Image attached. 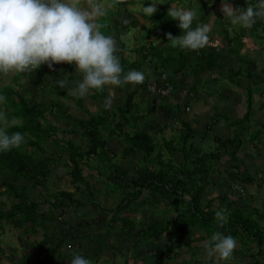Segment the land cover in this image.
<instances>
[{"label": "crops", "instance_id": "0c3cea01", "mask_svg": "<svg viewBox=\"0 0 264 264\" xmlns=\"http://www.w3.org/2000/svg\"><path fill=\"white\" fill-rule=\"evenodd\" d=\"M163 1L165 0H158L156 5L158 11ZM174 1L175 3L170 1L168 9L171 5L177 7L186 5H183L182 1L180 4L176 3L178 0ZM202 1L197 0L200 9L196 21H199V25L207 24L210 27L208 45L215 48L218 59L215 60L213 67L210 65L208 68V66L205 67L206 62L202 63V56L196 53L194 57L195 53H192L190 68L182 75L176 73L172 76L175 89L165 98H159L155 92L150 91L152 84V86L160 87L154 84L159 83L163 86V83L160 81L159 73L151 70V60L145 55L151 43L149 39L151 36L148 37L146 34L153 25L142 11L143 5L151 4L148 0H124L123 4H120L118 0H99V2L113 4L107 15L99 18L98 22L103 25L101 32L116 40L118 45L116 55L121 51V44H124L122 56L124 61L121 63L123 73L126 74L131 70L144 73L145 81L142 84L135 87L128 84L125 87L115 88L114 92L110 91L109 86H105L103 91L91 90L88 96L77 98L69 95L68 89H62L59 86V81L63 78L69 82V88L74 89L76 83L82 79V74L76 71L75 64H54L52 69L45 64L32 73L10 72L7 75L0 73V78L8 82L7 87L12 89V93H6L0 89V95L8 99L0 103V110L8 112L7 117L13 125H16L15 120L18 124L21 123V119L16 117L17 111L35 107L36 110L44 112L45 123L59 132L60 141L65 136V138L77 140L78 143L86 144L88 134L87 132L79 133L80 129L76 127V123L87 121L89 118H83L77 104L84 103L87 107L94 104L95 108H99L106 117L108 125L105 130L101 129L106 139L105 146L90 158L95 159L98 155L102 157V161L107 160L106 156L110 159L118 158L116 161H105L107 163L101 162L90 167H83L85 184L78 185L71 184L66 167L58 164L52 166L54 170H51V179L47 178L49 194L72 192L73 199L80 204L56 210L50 203H42L38 208L36 219L43 218L45 225L40 228L32 227V233L27 236L24 235L26 224L23 223L18 212L9 222L3 221L0 229V264H70L73 252H78L90 259L92 264H160L154 263L152 257L161 253L163 259H170L172 255L167 253L171 254L173 250H175L174 261L171 264H196L199 260H205V255L200 254L197 257L195 253H192V249L204 244V240L200 239L194 243L192 240L205 236L204 233L192 231L188 237L183 235L182 230L180 232L173 228L172 231H166L160 238L148 241H142L140 238L144 226L150 219L171 217L174 213L167 210L168 201L162 191L153 193L152 190L145 189L137 200L132 201L131 197H128L133 193L132 182L138 178V173L144 174L145 171L164 173L171 162L164 165L159 162L158 165H153L145 159L142 144L140 148L135 147L132 140H124L118 132L110 135L113 127L116 124L121 125L122 122L125 125L124 132L130 135L135 133V125L139 130L138 125H140L142 130L149 127L150 132L161 137L162 142L158 145L161 150L154 154L155 158L159 157L163 146L172 150L169 145H165V142H174L172 138L176 134H179V140L184 139L187 133L190 134L193 147L195 145L202 147L208 143L209 151L218 145V139L232 138L236 133L240 134L241 145L236 153L237 162L233 163L227 156L213 161L218 170L211 169L210 184L205 189L204 198L206 202L212 201L214 208L219 206L217 198L226 196L229 197V206L244 209L246 204H249L254 210H264V198L260 197L261 203L258 202L256 206L253 203L254 200H250L251 193L249 198L239 197L236 185L241 186L242 189L243 184L238 182L236 184L231 178V174L236 172L238 161L242 163L241 173L250 175L249 170L261 168L257 164L258 158L264 157V153L259 149L255 152L257 158L251 157L248 153L249 143L253 149L256 148V145L252 143L259 137L253 142L252 137L264 125V99L260 97L264 92L258 95L260 90L258 86H264V46L258 47V42L254 40L264 37V32L260 34L258 32L259 28H264V18L258 19L252 29L233 27L229 19L220 11L221 0L218 5H211L212 9L208 8L206 11L202 9ZM83 2L87 6V0ZM247 2L251 0H231L236 7L245 6ZM195 6L196 0L186 5L188 8ZM213 9L219 10L218 17L210 15ZM124 19H127L129 23H124ZM231 29L232 32H230ZM234 31L240 33L235 34ZM130 33L132 36H129ZM152 35L157 38L161 36V32ZM131 39L134 43L132 47H127L126 42ZM163 40L164 38L161 39ZM159 52L156 54L159 55ZM131 53L136 54L144 63L134 61L132 66L128 65L127 60ZM249 93L252 95L250 96ZM130 96L133 107L128 112L129 116L125 118L122 113L126 109V102ZM4 104L5 108H3ZM56 104L57 107H54ZM52 105V112L47 111ZM75 129L78 130V135L71 134V131ZM15 131L20 132L21 129ZM163 131L166 134L162 136ZM21 132L28 141L20 149L11 150L14 151L13 155L26 152L37 154L39 159H43L46 155L56 156L57 151L63 146L61 142L55 144L53 141L49 142L50 140L44 144V136L29 134L25 130ZM58 137L53 138L57 141ZM181 145H177L175 153V164L178 167L184 164ZM45 150H49V153ZM160 156L163 157V153ZM157 162L156 159L154 163L157 164ZM166 165L168 166L165 167ZM260 165L264 168V161ZM177 166L173 169L175 173H179ZM52 182L57 188L56 186L54 188ZM258 182L261 184L260 190L264 189V180L259 179ZM8 184H13L17 192L27 191L32 195L36 192L35 187L28 180L14 179L0 166V205L2 207L0 213L6 212L12 204L19 203L6 193L5 187ZM104 187L111 190L102 196H97L101 194ZM253 187H255L253 184L248 185L249 191H253ZM94 188H96L95 196L89 191ZM117 191L119 193L115 194ZM125 197L129 198L127 201H130V204L119 212L117 207L122 204ZM230 197L236 201H230ZM32 199L29 202H40L36 197ZM215 202H218L217 205ZM258 206L260 207L257 208ZM48 211L52 214L49 215ZM123 220L129 221L130 224L126 226ZM133 229H135L134 232L130 234ZM246 248L244 247L243 252L248 254L237 256L236 263L247 264L251 260L249 257L252 256L253 248L256 250V260L260 262L261 255L257 256L259 249L256 243L252 241Z\"/></svg>", "mask_w": 264, "mask_h": 264}, {"label": "trees", "instance_id": "16d2710c", "mask_svg": "<svg viewBox=\"0 0 264 264\" xmlns=\"http://www.w3.org/2000/svg\"><path fill=\"white\" fill-rule=\"evenodd\" d=\"M166 1L168 0L162 2V6L159 9L158 13L152 16L154 18V23L153 20L150 19L153 25L149 28V31L146 34L148 35V37H150L152 34L161 32V37L164 38V40L162 41V43H160V45L156 47L150 45L149 48H147V52L145 55L149 58V60H151V70L153 72L159 73V76L164 73L170 78L165 80L161 79V83L169 82L172 85L174 91V80L171 78L176 73H178L179 75L184 74L185 71L190 68L192 62V53H195L194 57H196V53L202 56V63L206 62L205 67L208 66V68L210 65V67H213L214 62H216L215 60L218 59V55L214 50L215 48L209 46L208 44L203 49L197 51L181 50L179 47L174 48L171 46V42L167 41L166 34L171 33L175 37L178 35H183L184 33L181 32L178 27L179 21L172 20L167 16V9L170 1L164 3ZM181 1L182 0H178L176 3L180 4ZM219 1L220 0H203V11L208 10V8L212 9V7L210 6L218 5ZM173 2L175 3L174 0ZM187 2L189 1L187 0ZM191 2L192 0L190 1V3ZM208 2L211 4L208 5ZM256 2L257 0H251L250 3L254 5ZM237 7L245 8L247 7V5H238ZM148 18L151 17L148 16ZM198 22L199 21L195 20L193 22L192 28H195L199 24ZM239 33L240 32L237 31L235 32V34ZM121 47L122 48L118 56L120 63H123V48H125L123 43L121 44ZM158 52L159 55L156 54ZM170 68L172 69L170 70ZM154 85L161 86L159 83L158 85ZM6 89L9 91V93H12V89ZM249 95L251 96L252 94L249 93ZM159 98L165 97L159 96ZM131 99V96L127 99L126 109L124 110L122 115L127 114L129 116L128 112L133 107L131 104ZM54 107H57V104ZM51 108H53V105L50 106L47 111L49 110V112H52ZM43 113V111L36 110L35 107H29L19 111V116H17V118L21 119V123L19 125H14L13 127H11L9 129V133L14 132L16 129H21V131L25 130L29 134H38L39 136H44L46 138H53L54 136L58 137L59 132L45 123ZM99 120L100 121H97L94 118H89L87 121H80L79 123H76V127H78L80 130L78 131L75 129L71 131L72 135H76L77 131L79 133L87 132L88 134V137H86L85 140L86 144L82 142L78 143L77 141V145H72L73 151L70 154L67 152L68 156H70L69 164L71 165V169L67 172V174L70 177V182L72 185L85 184L84 181L86 179L82 172L84 161L82 162V160L88 159L91 155L97 154V152L105 146V141H103V137L100 135L99 131H101V129L105 125H108V121L105 118H100ZM185 127L188 128L187 125ZM262 127H264V125ZM124 128V122H122L121 125L116 124V126L113 127V131L110 132V135L118 132L119 136L123 137L124 140H132L135 147L140 148L142 144V147H144L142 151L145 153L144 157L149 158L154 153V149L147 145V143L151 141L148 137H146V130H149L150 128L145 127V129L139 130L135 125V133H131V135L127 132H124ZM256 138L257 136L254 135L252 137V142ZM27 141L28 139H26V142ZM60 142L63 143V145H71L70 141H60L58 137L57 144ZM187 143V137L179 140L178 142L176 141L165 143L166 145H169L171 147V149L173 150V154L176 152L177 145L182 144L181 153L184 164L181 167L177 168L179 170V173L173 172L172 169L170 167H167L168 165H166L165 167H167V170H165L164 173L162 171H145L144 174L138 173V178L134 182H132L131 188L133 190V193L128 196L129 198L131 197L132 201L137 200V198L140 197L142 191L145 189L152 190L153 193L162 191L164 192L168 201L166 203L167 210H170V212L172 211L174 213V215L171 217L166 216L165 218L161 217L150 219L149 222L144 226V230L142 231L140 238L144 241L160 238L166 231L171 230V225L174 226V228L177 230H179L178 228H181V230L187 228H198L201 231H208V227H214L217 229V231H222L225 235H232L234 238L237 233H239L238 230L240 228L244 233H246L247 238L255 242L258 246L259 251L257 252V256L261 255L260 262L256 260L255 255H252L251 257H249L251 258V260L248 261L247 264H264V258L262 257L264 253L262 249L264 248V239L261 235H259L261 231L258 230V223L255 222L252 217H244V209L229 206V197L220 196L219 198H217V200L219 201V206L217 208H214V204L212 201L206 202L204 198L205 189L207 185L210 184L209 176L211 171V164L209 163H212L214 160H219L222 156H227L232 160L233 163H236V153L241 145L240 134L236 133L232 138L230 137L227 139H218V145L213 149V151L209 153H203L202 150H200L196 146L193 147V145L187 148L185 146V144ZM13 152L14 151H9L8 153L3 154L0 153V166L4 171L10 173L14 179L23 178L28 180V182L31 183L33 187H35L34 190L36 191L38 190V188H44L46 186L47 178H49L52 170L51 167L59 163L61 158L55 156H45L43 159H39V156L37 154H27L25 152L16 153L15 155H13ZM80 163L83 166L82 168L80 166ZM240 169L241 166H237L235 168L236 172L231 174V178L235 181L236 184L237 182L243 184V190L241 191L243 192L245 189L244 184H246L247 188L248 185H252L254 183V179L245 172L241 173L242 171ZM242 176H244L245 178L242 179ZM260 180L264 179L261 178ZM260 186L261 184H259L258 182V185L256 186L259 188L258 190H260ZM5 188L6 193L10 195L14 199V201L19 203L12 204L6 212L0 213V229L2 222H9L12 218L15 217L16 212H18L17 214L20 213V215L23 216L26 226L28 225L31 228L35 226L36 228L44 227V219H36V217L38 216L37 205H40L41 202H31L30 204L25 202L22 203V199L19 195L24 194L23 191L17 194V190L13 186V184H8V186H6ZM255 192L258 194V196H260V192L261 195H264V189H261L260 192ZM50 196L52 197V201L50 202V204L52 205V208L56 210L62 209V207L70 208L71 206L73 207L80 204L78 201L73 199L74 194L72 192L62 191L50 194ZM128 197H125L122 204L117 207L119 212L125 209V207L130 204V201H127L129 200ZM219 210L226 211L227 215V221L222 228L218 227L215 218V213ZM229 211L231 212L229 213ZM123 223L126 226L130 224V222L127 220H123ZM178 224L180 225V227L178 226ZM255 228L256 231L254 230ZM134 230L135 229L131 230L130 234H132ZM207 236L208 234L203 237L201 236L200 238H195L192 240V243L197 242L200 239H207ZM49 256H51V254H49ZM201 261L204 260H200L196 264H203V262Z\"/></svg>", "mask_w": 264, "mask_h": 264}, {"label": "clouds", "instance_id": "9594fccd", "mask_svg": "<svg viewBox=\"0 0 264 264\" xmlns=\"http://www.w3.org/2000/svg\"><path fill=\"white\" fill-rule=\"evenodd\" d=\"M118 2L123 4L124 0ZM157 4L143 5V13L152 17L158 11ZM112 7V3L99 0H87V6L83 0H0V73H32L45 64L49 69L54 64H75L82 79L74 89L69 88V82L63 78L59 86L77 98L88 96L91 90L103 91L105 86L114 92L115 88L128 84L135 87L144 83L142 72L123 73L116 55V40L100 30L103 25L98 22L99 18L106 16ZM199 9L197 0L192 8L171 5L168 9L167 16L178 20V27L184 33L175 37L166 34L172 47L197 51L208 44L210 27L198 24L192 28ZM220 11L233 27L252 29L258 19L264 18V0H258L255 5L247 2L245 8L234 7L231 0H221ZM124 23L129 22L124 19ZM5 101L6 96L0 95V103ZM13 126L6 112L0 110V152L20 149L26 143L21 132L9 133ZM215 218L221 228L227 221L224 210L217 211ZM203 247L205 264L208 261L222 264L235 258L237 240L232 235L216 231L204 241ZM72 257L70 264H92L78 252H73Z\"/></svg>", "mask_w": 264, "mask_h": 264}, {"label": "rangeland", "instance_id": "374dc122", "mask_svg": "<svg viewBox=\"0 0 264 264\" xmlns=\"http://www.w3.org/2000/svg\"><path fill=\"white\" fill-rule=\"evenodd\" d=\"M168 1H173V0H168ZM168 1H166V2H164V3H167ZM189 2H187V0H182V3H183V5H189L190 4V1L191 0H188ZM148 2H150V3H157L158 2V0H148ZM209 3V2H208ZM211 3H209L208 5H210ZM185 5V6H186ZM234 7H236V6H234ZM138 10V9H137ZM211 16H219V10L218 9H213V11L211 12V14H210ZM148 19H151V20H153L154 18L153 17H151V18H148ZM219 18H217V20H218ZM261 19H263V18H261ZM217 20H215V22L217 21ZM221 21V20H220ZM153 23H154V20H153ZM233 29V28H232ZM232 29L230 30V32H232ZM262 29H264V28H259V30H258V32H259V34L261 33V32H264ZM234 32H236V31H234ZM129 36H132V34L130 33L129 34ZM261 36V35H260ZM252 37V36H251ZM254 38H256L257 36H253ZM131 38V37H130ZM151 43H150V45H153V46H158V45H160V43H162V41H161V39H163L161 36H159V37H157V38H155L153 35H151ZM255 41H257L258 42V47H263L264 46V37L263 36H261V38L260 39H254ZM139 41H141L140 39H139ZM237 41V39L236 40H234V43ZM254 41V42H255ZM132 43H134L133 42V39H131L130 41H127L126 42V46L127 47H132ZM168 50V49H167ZM128 62H127V64L128 65H130V66H132L133 65V62L134 61H139V62H142V63H144L142 60H140V59H138V56L136 55V54H134V53H131L129 56H128V60H127ZM139 64V63H138ZM166 77V76H165ZM11 80V79H10ZM6 83H8V82H6V81H4V79L3 78H0V89H1V91H4V92H6V93H9V91L6 89V88H8L7 87V85H6ZM258 88L260 89L259 90V92H258V95H261V94H259V93H262V92H264V86H258ZM261 91V92H260ZM262 99H264V96L263 95H261L260 96ZM260 98V99H261ZM261 99V100H262ZM6 100L8 101V99L6 98ZM79 107H78V109L81 111V114L84 116L83 118H93V117H95L94 119H96L97 121H100L99 119L100 118H105L106 119V117L102 114V112H100V110H99V108H95V106H94V104H92L91 106H89V107H87L84 103L83 104H77ZM10 106V105H9ZM3 108H5V104H4V106H3ZM11 108V107H10ZM122 112H123V109H122ZM6 113H8V112H6ZM17 116H19V111L16 113V117ZM123 117H125V118H127V114H124V115H122ZM15 123H16V125H19L18 124V121L17 120H15ZM138 127L140 128V130H142V127L140 126V125H138ZM103 130H105L106 129V125L102 128ZM146 132H147V136L146 137H148L149 138V140L152 142H148L147 143V145L148 146H150V147H152V149H154V153L149 157L150 158V160H149V158H145L148 162H150V163H152L153 165H158L159 164V162H161L163 165L164 164H169V162H171V164L169 165V167L172 169V171H173V169H175L176 168V166H177V164H175V153L173 154L172 152H173V150H170L167 146H163V149H162V152H160V154H159V157H157V158H155V155L154 154H157V152H159L160 150H161V148L158 146L161 142H162V139H161V137L158 135V134H154L153 132H150L148 129L146 130ZM99 133H100V135L103 137L102 139H103V141H106V139H105V136L103 135V132L102 131H99ZM141 133H143V132H141ZM166 134V132L165 131H163L162 133H161V135L163 136V135H165ZM142 135V134H141ZM255 136H257V137H259V139L258 140H256L254 143H252V144H254V145H256V148L255 149H253V147H252V145L249 143V149L248 150H250V151H248V153L250 154V156L251 157H253V158H255L257 155H256V150L257 149H259L262 153H264V127H260L259 128V130L255 133ZM185 137H187V139H188V143L187 144H185V146L187 147V148H189V146L190 145H192V143H191V141H192V139L190 138V134H186L185 135ZM173 140H174V142L175 141H179V139H180V136H179V134H176L175 136H174V138H172ZM50 140V141H49ZM74 140V141H73ZM46 141H49V142H51V141H53L55 144L57 143V141H55L54 140V138H52V139H45V137H44V139H43V143L45 144V142ZM63 141L64 142H68V141H70V143H71V145L70 144H64L63 146H62V148L60 149V150H58L57 151V153H56V156L55 157H61L60 158V162L59 163H57L59 166H62V167H66V169H67V171H69L70 169H71V165L69 164V162H70V156H68V154H67V152L70 154L72 151H73V146L72 145H77L76 143H77V140H75V139H68V138H65V136H63ZM76 141V142H75ZM128 141H130V140H128ZM127 143V142H126ZM166 143V142H165ZM166 145V144H165ZM72 146V147H71ZM196 146V145H195ZM196 147H198V146H196ZM208 147V143L207 144H205L204 146H202V147H198L200 150H202V152L204 153V152H206V153H209V152H211V151H209V149L207 148ZM211 150V149H210ZM47 153H49V150H45ZM209 151V152H208ZM213 151V150H212ZM59 153H61V154H59ZM161 153H163V157H161L160 155H161ZM202 153V154H203ZM46 156H48V155H46ZM117 156V155H116ZM106 158H107V160H105V161H107V162H112V161H116V160H118V158H114V159H110L109 158V156H106ZM257 158V157H256ZM158 160V162H157V164H155L154 163V161L155 160ZM258 166H260L261 168H259V169H254V170H252V171H248L249 173H251L250 174V176L254 179V183H253V185L256 187L257 185H258V180L259 179H261V178H263L264 179V168H262V166L260 165V164H262L263 163V161H264V157H262V156H260L259 158H258ZM263 160V161H262ZM84 161V163H83V165H84V167H87V166H93V165H97V164H100L101 162H103V163H107V162H105V161H102V157L100 156V155H98L95 159H92V158H88V159H83L82 160V162ZM209 164H211L212 165V167H211V169H213L214 171H217L218 170V167H217V165H215V162H210ZM80 166H81V168L83 167L82 165H81V163H80ZM237 166H242V163H240V161H238V163H237ZM178 167V166H177ZM52 170H54V167L52 168ZM253 172V173H252ZM259 177V178H258ZM243 178H245L244 176H242V179ZM49 179H51L50 178V176H49ZM48 180V179H47ZM53 183V182H52ZM48 182H47V184H46V186L44 187V188H38V190L35 192V195H32L30 192H28L27 193V191L24 193V194H21V195H19L20 197H21V199H22V203L23 202H25V203H28V204H30L31 202H29V201H32L33 199V197H36L37 198V200H39L41 203H40V205L38 204L37 206H38V208L39 207H41V205H42V203H44V202H46V203H50L51 201H52V197L50 196V194H49V191H48ZM53 186H54V188H55V184L53 183ZM234 186V185H233ZM232 186V187H233ZM30 187H32V186H30ZM236 187H237V191L239 192L238 193V196L239 197H242V198H244V199H246L245 197H247V198H249V193H251V199L250 200H254L253 201V203L257 206V203L260 201V197H261V199L262 198H264V195H261V192H260V190H258L259 188H255V187H253L254 189H253V191H249V188H248V186H247V188H246V184H244V187H245V189H244V191L243 192H241L243 189H241V186H239V185H236ZM56 188H57V186H56ZM111 189H108L107 187H104V190L101 192V194H98L97 196H102V195H104V194H106L107 193V191H110ZM90 192H92V195L93 196H95V191H96V188H94V189H90L89 190ZM255 191H258V192H260V196H258V194L255 192ZM18 193H20V192H17V194ZM116 193H119L118 191L117 192H115V194ZM51 194H54V193H51ZM232 200H234V201H236V199H232L231 197H230V201H232ZM217 203L218 202H215V205H217ZM259 203H261V202H259ZM231 205V204H230ZM259 205H261V204H259ZM23 207V206H22ZM260 206H258L257 208H259ZM2 210V207H1V205H0V211ZM244 210H245V212H244V217H246V218H251L252 217V219L255 221V222H257L258 224L257 225H259V228H258V230H260L261 231V233L259 234V235H261L262 236V238L264 239V210H262V211H260V210H254L253 209V207H252V205H249V204H246V207H244ZM38 211V210H37ZM231 211H229V213H230ZM249 212H250V215H249ZM225 213H226V211H225ZM48 214L50 215V214H52V212L51 211H48ZM19 215H20V213H19ZM21 217H22V221H23V223L25 222L24 221V218H23V216L22 215H20ZM251 219V220H252ZM261 220V221H260ZM178 226L180 227V225L178 224ZM26 228V230H25V232H24V235L25 236H27L28 234H31L32 233V228L30 227V226H25ZM258 227V226H257ZM171 231H172V229L174 228V226H172L171 225ZM209 229H208V231H209V233H208V231H201L200 229H198V228H187V229H184V230H182V232H183V235H185V236H188L189 237V234L190 233H192V231H194V232H199V233H201V234H203L204 233V235L206 234H208V238L207 239H210V237H211V235L214 233V232H216L217 231V229L216 228H214V227H208ZM261 228V229H260ZM179 229V231L181 232V228H178ZM255 231H256V228L254 229ZM238 232L239 233H237V235L235 236V239L237 240V248L235 249V253H234V255H235V258L233 259L234 261H231L232 259H230V260H228V261H226V262H222V264H230L231 262H233V263H235V264H237L236 262L237 261H235V260H237L238 258H237V256H239V255H246V254H248L247 252H243V250H244V247H245V249H247L246 247H248V244L250 243V242H252V241H250L248 238H247V235H246V233H244L243 232V230L242 229H240L239 228V230H238ZM211 233V234H210ZM11 237H12V235H10ZM190 237H192V235L190 236ZM192 239V238H191ZM207 239H204V241L205 240H207ZM142 241H143V239H142ZM204 245V244H203ZM192 248H193V246H192ZM263 249V251H264V248H262ZM169 253V252H168ZM167 253V255H172V257L170 258V259H163L162 258V254L161 253H158L157 254V256H155V257H152V259H153V262L154 263H160V264H171L174 260H173V253H175V250H173V252H171V254H168ZM192 253H195V255L198 257L200 254H202V255H204V247L203 246H201V247H199V248H194V250L192 249ZM237 253V254H236ZM255 253H256V250H255V248H253V251L251 252V255H255ZM166 254V253H165ZM164 254V255H165ZM263 258H264V256H262ZM139 260V259H138ZM157 261H160V262H157ZM200 261V260H199ZM201 262H203V264H205V260L204 261H201ZM207 264H211V261H208L207 262Z\"/></svg>", "mask_w": 264, "mask_h": 264}, {"label": "built area", "instance_id": "2783aa9c", "mask_svg": "<svg viewBox=\"0 0 264 264\" xmlns=\"http://www.w3.org/2000/svg\"><path fill=\"white\" fill-rule=\"evenodd\" d=\"M165 76L166 75L162 74L161 79L162 80L168 79ZM150 91L155 92L160 97H166L172 93L173 88L172 85L169 82H167V83H163V86L160 87L150 86Z\"/></svg>", "mask_w": 264, "mask_h": 264}]
</instances>
